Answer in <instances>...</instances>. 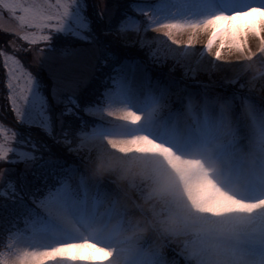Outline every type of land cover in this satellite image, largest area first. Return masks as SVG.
<instances>
[{
  "label": "snow or ice",
  "instance_id": "6c2138e0",
  "mask_svg": "<svg viewBox=\"0 0 264 264\" xmlns=\"http://www.w3.org/2000/svg\"><path fill=\"white\" fill-rule=\"evenodd\" d=\"M73 8L80 10L82 20L69 33L65 21ZM5 19L11 26L3 24ZM149 29L162 32V37L148 36ZM185 30L193 35L198 30L210 33L196 61L198 70L204 52H211L217 41L215 61L222 60L227 47L264 63V0L158 5L146 0H105L102 7L89 0H0V57L7 100L17 122L10 134L0 124V235L8 241L7 252H0V264L12 258L14 264H183L171 248L166 256L146 257L95 227L105 215L101 205L106 186L87 182L83 165L99 142L120 153L161 155L199 213L216 219L251 217L249 226L239 231L237 256L241 264H264V170L240 184L227 180L217 165L232 155L248 130L233 126L221 132L230 116L238 120L242 103L249 106L250 130L264 154V116L256 102L250 101L239 77L225 75L219 87L226 85V90L215 91L211 72L222 64L210 62L211 69H203L208 82L196 81V71L187 68L184 82L153 80L150 75L149 64L162 65L169 58L180 64L195 55L191 38L184 46L174 38ZM65 34L90 46L83 51L92 69L106 77L105 91L94 103L82 106L76 98V89L89 78L62 62L72 53L63 49L59 58L53 54V40ZM249 34L260 41L254 54L248 49ZM40 44L44 47L37 51ZM133 48L137 52L127 51ZM22 61L34 62L37 74L26 70ZM242 63L234 61L230 67ZM175 66L169 71L174 72ZM40 69H47L52 79L50 98L38 78ZM188 80L201 91L193 94ZM213 96L227 98V103L217 109L211 103ZM56 105L63 109L54 119ZM182 113L191 118L183 127L178 121ZM32 129H39L47 140L35 139ZM48 140L79 164L66 166Z\"/></svg>",
  "mask_w": 264,
  "mask_h": 264
},
{
  "label": "clouds",
  "instance_id": "9594fccd",
  "mask_svg": "<svg viewBox=\"0 0 264 264\" xmlns=\"http://www.w3.org/2000/svg\"><path fill=\"white\" fill-rule=\"evenodd\" d=\"M236 59L243 63L230 69L231 76L240 78L250 101L256 102L264 116V63L244 56ZM211 103L219 109L227 98L213 96ZM237 116L238 120L226 119L221 132L227 133L233 126L248 130L232 155L218 160L217 165L227 180L242 184L264 170V154L257 149L250 130L249 106L240 104ZM190 119L180 114V126ZM83 174L87 182L106 186L101 205L105 215L95 225L106 236L146 257L166 256L171 248L183 264H241L237 256L239 231L247 228L252 218L216 219L192 209L179 177L161 155L120 153L109 143L99 142L83 165Z\"/></svg>",
  "mask_w": 264,
  "mask_h": 264
},
{
  "label": "rangeland",
  "instance_id": "374dc122",
  "mask_svg": "<svg viewBox=\"0 0 264 264\" xmlns=\"http://www.w3.org/2000/svg\"><path fill=\"white\" fill-rule=\"evenodd\" d=\"M52 2L54 3L55 0H52ZM94 3L99 4L101 7L103 6V4L105 3V0H93ZM140 2H144V0H140ZM147 3L153 4V5H158V4H165V3H191L192 0H146ZM175 9H171V11H174ZM131 15H133L134 17H137L138 19H144V17L142 16H138V14L136 13H132ZM81 20H82V15L79 9L73 8L70 11V14L68 16V18L65 21V27L66 29H68V32H75L80 24H81ZM3 24L5 26H11V22L8 21L7 19H5L3 21ZM148 36L150 37H162V32H157L154 31L152 29L148 30ZM59 37L62 36L63 39L64 38H68L70 39V43L65 45V46H58L55 47L53 45V47L56 49V51L53 53L56 57H60V52L63 49H67L70 53L69 56H67L66 58H63L62 62L63 63H67V64H71L74 66V71L78 72L82 77H88L89 81L87 84H81L75 92L76 98L80 97L85 90L87 89V87H89L90 85V81L93 80V78L95 76H97L98 72H96L94 69H92L91 67V63L92 61H90L88 54L83 51L88 49L90 46L87 45L85 42L80 41L76 38H74L72 35H58ZM57 36V37H58ZM210 36L209 32H205L203 30H198L195 35H193L191 30H185L184 32H180V33H176L174 38L178 41V44L180 46H184L187 45L189 42V39H192V50L195 52V55L192 56L189 60L186 61H182V63L180 64H176V62L169 58L167 60L166 63H163L162 65H171L173 67V65L175 64V68L176 69H180L182 71V73L184 74L186 68L190 69L192 71H196V76L195 79H197L198 77H200L201 75L204 76L205 78L209 79V75L207 73H205L203 71L204 68L207 69H211L212 67V63H217V64H222L224 67H222L221 69H217L211 72V77L214 78H218L221 82H223V77L225 75H227L229 78L231 77V73H230V69L232 67H230V63L234 62V61H239L236 58L241 56L239 53H237L235 50H230L227 47H225V49L222 50V60L221 61H215V51L219 48V41L216 42L213 50L211 52H204L203 54V59L201 60V65H200V69H197V64L196 61L200 59V53L201 50H203L205 48V45L207 43V40ZM247 44H248V49H250L253 52H257L258 48H259V44L260 41L258 38H256L255 36L249 34L246 38ZM54 42V40H53ZM52 42V43H53ZM77 42V43H76ZM18 44H24L25 42L23 41H17ZM170 43V42H169ZM37 47V51L40 48H43L44 45L40 44ZM172 47H177L176 45H173ZM246 49V50H248ZM76 50H81V51H76ZM9 52L11 53V49H9ZM19 58V57H18ZM1 59V64L3 67V58L0 57ZM212 62V63H210ZM26 64H30L29 68H31V66L34 68V70H36V72H32L33 75L35 76L37 74V66L34 62L31 61H27ZM151 65L156 66V68L160 67L161 64H149V68L150 70H153L154 68L151 67ZM26 66V65H25ZM4 71V77H3V81H4V85H6V75H5V69L2 68ZM26 70L30 71V69ZM155 70V69H154ZM40 72L47 78L46 84L44 85V89H45V95H47L50 98L51 95V87H52V79L49 77V73L47 71V69H40L39 70V74ZM191 75V72L189 73ZM106 78V77H103ZM170 79V78H166V81ZM192 83V82H191ZM189 83V84H191ZM191 91L193 92V94L198 93V90H196L197 88L195 87L194 84H191ZM5 102H6V106H8L11 110V102L7 100V95H8V91L7 88L5 86ZM68 93H66L67 95ZM63 109V105H56L53 109V118L55 119V116L58 112L62 111ZM14 114V113H13ZM15 116V114H14ZM91 119H94L95 121L97 120V118L95 117H88ZM110 119V118H109ZM0 124H2L6 129H8L9 134L11 132V128H9L8 126H6L5 124H3L0 121ZM21 168H23V165L20 166ZM8 242V241H7ZM6 242V244H7ZM0 252H7V248L5 247L4 250L0 251ZM8 264H14V258L9 259Z\"/></svg>",
  "mask_w": 264,
  "mask_h": 264
},
{
  "label": "trees",
  "instance_id": "16d2710c",
  "mask_svg": "<svg viewBox=\"0 0 264 264\" xmlns=\"http://www.w3.org/2000/svg\"><path fill=\"white\" fill-rule=\"evenodd\" d=\"M90 3H93V0H89ZM132 14V13H131ZM70 43V39L68 38H64L62 36H58L56 39H54L53 45L55 47L58 46H65L67 44ZM77 43V42H76ZM117 48L123 49V46L120 44L116 45ZM138 49L133 48V49H128L127 51L129 53H135L137 52ZM140 57L143 59V53L140 54ZM22 63H24L27 67V69H30L31 72H36V70H34V68L31 66V68H29L28 64H26L25 61H22ZM151 67H153V70H150V75L152 77L153 80L156 79H161L166 81V78H175L177 80H182L183 78V73L180 69H176L174 72H170L169 69L172 68L171 65L167 64V65H161L160 67L156 68V66L151 65ZM2 64H1V59H0V121L5 124L6 126H8L9 128L13 129L16 126V118L12 112V110L6 106V102H5V85H4V81H3V77H4V71L2 69ZM104 76L101 75V73L98 72L97 76H95L93 78L92 81H90V85L89 87H87V89L85 90V92L78 97L77 99L80 101L81 105L83 106L86 102H95L97 99L102 97L103 92L105 91V85L103 84V80L105 78H103ZM41 82L43 84H46L47 78L40 72L39 77H38ZM214 81H216L217 86L215 88V91H219V92H224L227 88V86L225 85V87H219V84L222 83L218 78L214 77L212 78ZM196 81H203V82H208L209 79L205 78L204 76H200L197 79H195ZM182 82H184L182 80ZM187 83H191L194 84V81L192 80H188L186 81ZM198 90V93L201 91V89L197 86H195ZM44 94H45V89L43 88ZM90 121H95L94 119L88 118ZM33 133V136L35 139L37 140H47V137L44 136V133L41 132L39 129H32L31 130ZM50 145H52V150L54 153H57V155L59 156V158L66 160V166L68 165H73V164H79V161L76 160L75 157L70 156L68 153H66V151H64L63 149L59 148L57 145L53 144V142L51 140L47 141ZM82 167V166H81ZM28 180L31 181L32 177L31 175H29ZM21 227H23V225H20ZM6 242H7V238L4 235H0V251L4 250V248L6 247Z\"/></svg>",
  "mask_w": 264,
  "mask_h": 264
}]
</instances>
